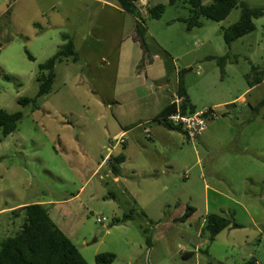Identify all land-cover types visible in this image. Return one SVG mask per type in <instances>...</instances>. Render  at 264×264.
Returning <instances> with one entry per match:
<instances>
[{"label": "rangeland", "instance_id": "rangeland-1", "mask_svg": "<svg viewBox=\"0 0 264 264\" xmlns=\"http://www.w3.org/2000/svg\"><path fill=\"white\" fill-rule=\"evenodd\" d=\"M103 1L116 2L0 0V110L24 115L10 135L0 129V244L24 223L13 210L48 203L89 264L101 253H115L112 264H264V108L253 113L264 82L250 88L245 78L264 65V16L229 50L223 33L239 21L240 6L221 22L201 18L202 26L188 31L178 21L190 17L188 5L137 0L147 27L143 63L135 18ZM158 4L165 13L148 18ZM65 34L79 62H57L51 93L37 99L36 109L23 107L18 100L36 98L39 65L57 53ZM226 55L222 73L209 58ZM181 84L197 112L212 110L215 118L195 142L178 132L168 144L151 142L137 130L146 149L131 145L117 182L100 164L116 144L119 121L135 127L155 118ZM189 206L195 212L179 222ZM131 211L133 219L123 221ZM212 214L233 217L241 228H227L210 243L202 230ZM101 215L104 224L96 223Z\"/></svg>", "mask_w": 264, "mask_h": 264}, {"label": "trees", "instance_id": "trees-1", "mask_svg": "<svg viewBox=\"0 0 264 264\" xmlns=\"http://www.w3.org/2000/svg\"><path fill=\"white\" fill-rule=\"evenodd\" d=\"M205 0H169L168 5L176 6L179 3L186 4L189 7L190 17L180 18L178 21L187 25V30L191 31L195 27H201V18H206L215 22L225 20L231 12L237 7H241V17L239 21L229 28L224 33V41L229 50L233 42L245 37L254 32L256 26L254 21L264 16V6L251 8L245 3H239V0H210V3L204 4ZM121 10L135 16L136 18V42L141 44L144 51V58L148 56V45L146 43L147 27L145 19L140 13L137 0H116ZM166 5L158 4L148 10V18L160 19L165 13ZM65 43L59 48L57 53L48 61L39 65V74L37 81L39 89L36 98H20L18 103L23 107L32 106L37 108V99L50 94L56 80V64L64 60L77 63L80 57L77 53L73 38L65 34L63 35ZM230 55L223 57H210V60H216L221 67L222 73H225V66ZM30 60L34 57L28 53ZM145 66V64H143ZM248 85L254 88L264 82V65L252 66L251 72L246 75ZM6 80H11V77L5 75ZM178 94L183 98L182 112L183 114H194L197 112L196 107L191 103L187 90L180 85ZM264 108V98L253 108V113H258ZM176 111L174 104L165 107L157 118L165 128L171 131L183 133V130L175 127L167 122V117ZM211 112V111H210ZM22 112L8 113L0 110V129L4 137L14 132L19 122L23 119ZM125 161V155L120 154L116 157L109 158L110 168L114 174H119L118 165ZM13 210V214L24 215V223L21 229L11 237L4 239L0 244V264H89L72 240L57 226L50 216L47 207L43 204H31ZM195 209L188 207L185 214L178 219L179 222H185ZM133 211L129 215L123 217V221L133 219ZM241 228L234 218H228L217 214L209 215L205 219V224L202 230L203 234H209V242L215 241L216 237L227 228ZM147 234L148 230H144ZM148 248L152 247V242L149 236L146 237ZM194 253H186V257L193 256ZM115 253H101L96 256V264H112L116 261Z\"/></svg>", "mask_w": 264, "mask_h": 264}, {"label": "crops", "instance_id": "crops-1", "mask_svg": "<svg viewBox=\"0 0 264 264\" xmlns=\"http://www.w3.org/2000/svg\"><path fill=\"white\" fill-rule=\"evenodd\" d=\"M92 1H94V0H92ZM102 3L105 6H108L110 8L115 9L117 12L120 11L121 13H127V12L121 10V8L118 6L117 2L103 1ZM102 3H100V4H102ZM142 5L143 4H141L140 6H142ZM139 9H140V13L142 15L143 11L141 10L140 7H139ZM127 14H129V13H127ZM129 15H131V14H129ZM131 16H133V15H131ZM133 17L135 18V16H133ZM135 22H136V18H135ZM136 36H137V34H136ZM75 46H76V43H75ZM76 50H77V48H76ZM178 76H179V74H178ZM179 87H180V85L177 88H175V90H172L171 92L167 93V95H168L167 98H164L162 100V106H158L157 107V114L155 115V118H146V120L144 122L139 123L135 127L134 126H130V127L122 126L121 122L119 121L120 129L114 133L113 138L117 139V140L122 138L123 139V143H117L116 142V144H114L112 147H109L108 150H109L110 154H108L103 159L102 163L100 164V166L103 165V164H106V165H109V167H110V164H109V158L110 157H116V156H118L120 154L125 155V161L118 165V167L120 169L119 174H117V175L114 174L112 169H111L112 174L115 176V180L117 182H120V177L122 175L123 166L131 161V156H130V153H129L131 145H133L134 143H138L139 146H141L142 149H144V150L146 149L145 144H143L139 140V138L137 136V133H136L137 130H141L142 134H144L145 137H147V139H149L151 142H154L156 139H160L161 138V140H162V142L164 144H168L169 143V141H170V137L169 136H170L171 133L178 132V131L168 130L161 123L155 122V121H157L158 116L160 115L161 111L165 107L172 105V101L174 100L175 96H177V95L179 96V94H178ZM191 103H192V101H191ZM152 124H157V125H154L155 127H153ZM156 126H158V127H156ZM178 133H181V132H178ZM182 134L184 135V133H182ZM119 147H121L122 151H120L118 154H114L115 149H117ZM144 150H142L141 153H143ZM41 204L48 205V203H41ZM21 207H24V206H21Z\"/></svg>", "mask_w": 264, "mask_h": 264}, {"label": "built area", "instance_id": "built-area-1", "mask_svg": "<svg viewBox=\"0 0 264 264\" xmlns=\"http://www.w3.org/2000/svg\"><path fill=\"white\" fill-rule=\"evenodd\" d=\"M182 103L183 98L178 95L175 96L172 104L175 105L176 111L168 116L166 120L169 124L182 129L188 141L195 142L207 130L209 121L215 118L214 112L205 110L194 114H183ZM116 142L123 143V139H118ZM95 220L98 224H104L108 221V218L101 215L97 216Z\"/></svg>", "mask_w": 264, "mask_h": 264}, {"label": "water", "instance_id": "water-1", "mask_svg": "<svg viewBox=\"0 0 264 264\" xmlns=\"http://www.w3.org/2000/svg\"><path fill=\"white\" fill-rule=\"evenodd\" d=\"M0 47H1V45H0Z\"/></svg>", "mask_w": 264, "mask_h": 264}]
</instances>
